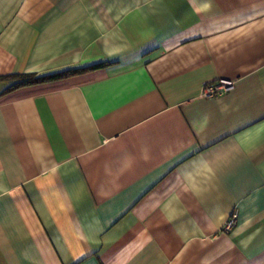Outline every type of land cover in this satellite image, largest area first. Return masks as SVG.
Listing matches in <instances>:
<instances>
[{"label":"crops","instance_id":"obj_1","mask_svg":"<svg viewBox=\"0 0 264 264\" xmlns=\"http://www.w3.org/2000/svg\"><path fill=\"white\" fill-rule=\"evenodd\" d=\"M0 264H264V0H0Z\"/></svg>","mask_w":264,"mask_h":264},{"label":"built area","instance_id":"obj_2","mask_svg":"<svg viewBox=\"0 0 264 264\" xmlns=\"http://www.w3.org/2000/svg\"><path fill=\"white\" fill-rule=\"evenodd\" d=\"M231 86V82H210L207 85L203 86L200 91L201 97H214L217 95H221L226 92L229 87ZM237 213L236 210H233L229 216L227 217L226 221L222 226L223 231H229L233 225L236 223Z\"/></svg>","mask_w":264,"mask_h":264},{"label":"trees","instance_id":"obj_3","mask_svg":"<svg viewBox=\"0 0 264 264\" xmlns=\"http://www.w3.org/2000/svg\"><path fill=\"white\" fill-rule=\"evenodd\" d=\"M97 66L98 65L92 66V68H95ZM66 74H68V72H65L62 74H52V75H47V76H36L33 73L17 74V75L12 76L18 80L12 87H17V86H22V85H30V84H35V83L47 81V80H52L54 78H57V77H60L62 75H66Z\"/></svg>","mask_w":264,"mask_h":264}]
</instances>
